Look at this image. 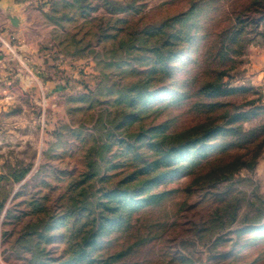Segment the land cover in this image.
Instances as JSON below:
<instances>
[{"label": "rangeland", "instance_id": "rangeland-1", "mask_svg": "<svg viewBox=\"0 0 264 264\" xmlns=\"http://www.w3.org/2000/svg\"><path fill=\"white\" fill-rule=\"evenodd\" d=\"M24 1L0 264H264L253 0Z\"/></svg>", "mask_w": 264, "mask_h": 264}, {"label": "crops", "instance_id": "crops-1", "mask_svg": "<svg viewBox=\"0 0 264 264\" xmlns=\"http://www.w3.org/2000/svg\"><path fill=\"white\" fill-rule=\"evenodd\" d=\"M24 0H0V109L13 100V85L20 84L25 88L28 77L23 67L28 68L27 54L31 51L26 38V26L15 28L7 19L8 13H15L24 8Z\"/></svg>", "mask_w": 264, "mask_h": 264}, {"label": "trees", "instance_id": "trees-1", "mask_svg": "<svg viewBox=\"0 0 264 264\" xmlns=\"http://www.w3.org/2000/svg\"><path fill=\"white\" fill-rule=\"evenodd\" d=\"M251 7H254V10L258 13H259L258 10H262L260 12L261 14H263L264 13V0H253L251 3ZM238 31H236V33H233V34L239 35L240 31L239 32ZM233 32H235V30Z\"/></svg>", "mask_w": 264, "mask_h": 264}, {"label": "water", "instance_id": "water-1", "mask_svg": "<svg viewBox=\"0 0 264 264\" xmlns=\"http://www.w3.org/2000/svg\"><path fill=\"white\" fill-rule=\"evenodd\" d=\"M7 18L9 19L10 23L13 26H15V27L18 26L19 20H18V18L15 15H13L11 13H8L7 14Z\"/></svg>", "mask_w": 264, "mask_h": 264}]
</instances>
